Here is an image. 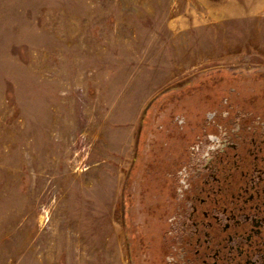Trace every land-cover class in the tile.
Segmentation results:
<instances>
[{"label":"rangeland","instance_id":"374dc122","mask_svg":"<svg viewBox=\"0 0 264 264\" xmlns=\"http://www.w3.org/2000/svg\"><path fill=\"white\" fill-rule=\"evenodd\" d=\"M244 114L264 0H0V264H166L184 162Z\"/></svg>","mask_w":264,"mask_h":264},{"label":"flooded vegetation","instance_id":"af4514ba","mask_svg":"<svg viewBox=\"0 0 264 264\" xmlns=\"http://www.w3.org/2000/svg\"><path fill=\"white\" fill-rule=\"evenodd\" d=\"M246 117L184 162L166 264H264V114Z\"/></svg>","mask_w":264,"mask_h":264}]
</instances>
